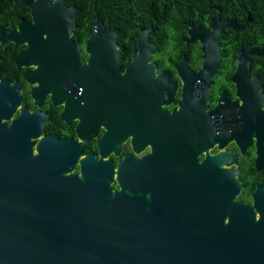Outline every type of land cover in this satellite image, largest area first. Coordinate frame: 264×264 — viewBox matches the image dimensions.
Wrapping results in <instances>:
<instances>
[{
    "label": "water",
    "instance_id": "obj_1",
    "mask_svg": "<svg viewBox=\"0 0 264 264\" xmlns=\"http://www.w3.org/2000/svg\"><path fill=\"white\" fill-rule=\"evenodd\" d=\"M49 1L27 2L32 16L26 26L28 60L44 56L52 78L70 76L80 87L86 79L84 66L79 65L76 42L68 39L78 8ZM217 19L218 14L209 30L197 25L187 30L186 41L198 38L201 44L198 73L204 84L219 62L216 47L223 29L239 30L249 18L239 24ZM93 25L85 42L88 61L98 65L97 71L104 63L103 70L111 72L116 69L117 29L102 27L96 12ZM151 30H139L134 50L153 48L146 43ZM239 51L234 78L245 82L248 55H264V46L245 44ZM137 60L134 56L132 61ZM16 125L0 129V264H264V198L259 189L249 206L232 200L236 180L211 185L187 179L184 186L167 179L161 154L145 170L137 166L122 175L118 169L119 188L111 190L108 160L86 155L79 174H64L76 151L44 137L31 155L28 137L38 133L37 126L30 116L23 126Z\"/></svg>",
    "mask_w": 264,
    "mask_h": 264
},
{
    "label": "flooded vegetation",
    "instance_id": "obj_2",
    "mask_svg": "<svg viewBox=\"0 0 264 264\" xmlns=\"http://www.w3.org/2000/svg\"><path fill=\"white\" fill-rule=\"evenodd\" d=\"M30 1L0 0V129L23 126L30 116L38 129L28 137L31 155L44 137H51L76 151L70 170L74 174H79L80 159L86 155L95 161L108 160L111 190L119 188L118 169L122 175L137 166L145 170L162 154L168 180H179L184 186L187 179L211 185L236 180L238 190L232 200L252 206L257 189L264 198V61L252 60L264 55L249 54L246 81L234 78L239 48L245 44L260 48L264 43L243 41L234 46L227 38L222 46L226 30L239 32L247 22L239 30L225 27L216 47L219 62L204 84L198 73L203 62L200 41H186L190 25L209 30L216 14L217 22L233 19L237 24L246 17L237 21L217 12L204 25L186 22L178 36L148 25L138 27L128 39L115 27L116 69L107 72L104 63L97 71L98 65L88 61L85 42L94 28L92 15L84 30L75 33V23L68 36L76 42L79 65L84 66L86 79L78 87L70 76L52 78L44 56L28 60ZM98 17L102 27L109 28ZM147 27L152 30L146 43L153 48L134 50L139 30ZM134 56L139 60L132 61ZM37 69L38 74L32 72Z\"/></svg>",
    "mask_w": 264,
    "mask_h": 264
},
{
    "label": "trees",
    "instance_id": "obj_3",
    "mask_svg": "<svg viewBox=\"0 0 264 264\" xmlns=\"http://www.w3.org/2000/svg\"><path fill=\"white\" fill-rule=\"evenodd\" d=\"M67 5L78 7L75 17V33L85 29L96 12L107 27L114 26L131 39L138 27L153 25L157 30H169L178 36L185 23L204 25L219 12L220 17L237 21L248 17L239 32L226 30L221 36V45L231 38L234 46L248 41L254 45L264 43V0H64ZM84 26V27H83ZM122 36V35H121ZM129 45L128 43H125ZM264 61V57H253Z\"/></svg>",
    "mask_w": 264,
    "mask_h": 264
},
{
    "label": "rangeland",
    "instance_id": "obj_4",
    "mask_svg": "<svg viewBox=\"0 0 264 264\" xmlns=\"http://www.w3.org/2000/svg\"><path fill=\"white\" fill-rule=\"evenodd\" d=\"M70 171H68V172H65L64 174H67V173H69Z\"/></svg>",
    "mask_w": 264,
    "mask_h": 264
},
{
    "label": "bare ground",
    "instance_id": "obj_5",
    "mask_svg": "<svg viewBox=\"0 0 264 264\" xmlns=\"http://www.w3.org/2000/svg\"><path fill=\"white\" fill-rule=\"evenodd\" d=\"M226 220V218L224 219V221Z\"/></svg>",
    "mask_w": 264,
    "mask_h": 264
}]
</instances>
